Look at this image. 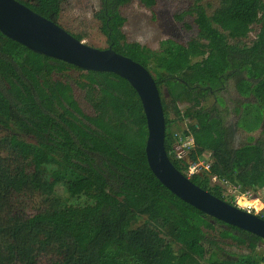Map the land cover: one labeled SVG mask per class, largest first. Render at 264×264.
I'll return each mask as SVG.
<instances>
[{
  "label": "trees",
  "instance_id": "obj_1",
  "mask_svg": "<svg viewBox=\"0 0 264 264\" xmlns=\"http://www.w3.org/2000/svg\"><path fill=\"white\" fill-rule=\"evenodd\" d=\"M15 1L58 25L61 0ZM130 1L98 0L92 16L107 48L151 75L172 166L230 205L210 177L241 192L264 188V0H219L210 13L203 0H192L174 19L191 16L194 37L185 45L160 41L156 50L125 40L118 10ZM136 1L148 9L155 5ZM252 27L254 39L246 46L240 41ZM69 70L80 73L74 84L91 115L60 78ZM229 79L239 97L253 100L234 109V128L260 134L237 148L225 109L205 112L200 104ZM169 83L183 89L177 99L166 89ZM183 123L193 149L187 160L176 161L173 134ZM0 126L7 129L0 138V264H264V250L257 251L263 240L199 212L154 178L143 152L139 100L120 77L81 71L0 34ZM202 155H208V171L187 177V163ZM20 197L35 199L31 214L18 212ZM78 197L86 203L69 204ZM224 241L247 253L230 255Z\"/></svg>",
  "mask_w": 264,
  "mask_h": 264
},
{
  "label": "water",
  "instance_id": "obj_2",
  "mask_svg": "<svg viewBox=\"0 0 264 264\" xmlns=\"http://www.w3.org/2000/svg\"><path fill=\"white\" fill-rule=\"evenodd\" d=\"M0 34L29 51L81 71L112 73L135 92L145 120L143 152L154 178L171 194L199 212L264 241V220L221 201L192 184L168 160L163 147L164 121L151 75L109 48L89 47L15 0H0Z\"/></svg>",
  "mask_w": 264,
  "mask_h": 264
},
{
  "label": "rangeland",
  "instance_id": "obj_3",
  "mask_svg": "<svg viewBox=\"0 0 264 264\" xmlns=\"http://www.w3.org/2000/svg\"><path fill=\"white\" fill-rule=\"evenodd\" d=\"M192 0H155V5L152 8H145L136 0L130 1L127 5L119 8L118 12L124 18V24L121 29L125 40L129 43H138L139 45L156 50L158 43L163 40H170L179 45H185L187 41L195 35V27L192 24V17L184 15L181 21H176L175 16L185 12ZM219 0H203L207 13H210L218 5ZM98 8V0H61L60 12L57 19V24L65 31L72 35H79L80 42L96 49H106L105 37L99 31V23L93 18L92 14ZM188 26V28H185ZM256 28L252 27L247 36L240 42L244 45H249L254 39ZM80 73L75 70L67 71L60 78L66 81L72 92L73 99L79 106L80 110L86 114L91 115L89 106L83 100L82 90L77 88L74 84L78 80ZM172 96L177 97L183 92V89L173 83H169L167 88ZM166 89H161L162 94L166 97ZM167 98V97H166ZM205 112H211L213 108L224 111L225 109V125L234 130L233 148H237L247 143L246 138L250 137L253 140L258 139L259 130L246 134L241 130L235 129L234 124L237 115L234 109L240 103L252 102L249 97L243 99L237 95L233 88V80L229 79L225 82L223 89L215 91L209 95H204L200 100ZM178 107L183 109V106L178 104ZM181 126V125H180ZM183 125L176 134L182 130ZM7 132L5 127L0 126V138L4 137ZM1 157L3 155L0 152ZM207 157V156H206ZM204 155V160L207 159ZM222 188V187H221ZM222 190H224L222 188ZM251 198L256 199L255 206L260 208L261 216H264V188L256 189L250 192ZM222 192L224 199L230 203L231 199ZM17 210L19 213L29 215L35 208V199L20 197L17 200ZM86 200L84 197L70 199L69 204L73 206L84 205ZM232 205V203H231ZM209 236H214V232H208ZM222 248L230 255L245 254L247 251L243 248H236L230 244L229 241H224ZM174 246V250H175ZM264 250L263 245H258L257 251ZM47 257H41L42 262L47 260Z\"/></svg>",
  "mask_w": 264,
  "mask_h": 264
},
{
  "label": "built area",
  "instance_id": "obj_4",
  "mask_svg": "<svg viewBox=\"0 0 264 264\" xmlns=\"http://www.w3.org/2000/svg\"><path fill=\"white\" fill-rule=\"evenodd\" d=\"M182 125V131H180L179 134H173L171 156L172 159L176 161L187 160L188 153L193 149L192 138L189 135H184L183 132L187 133V128L185 123ZM206 158H208V155ZM208 169L209 163L206 159L204 160V155H202L195 162L187 163L186 176L189 177L202 171H208ZM210 183L219 184L224 189V193L227 194L226 196L231 199L232 206L235 208L255 216H261V209L255 206L257 201L256 199L251 198L250 192H241L238 186L229 185L225 181H218L215 176L210 177Z\"/></svg>",
  "mask_w": 264,
  "mask_h": 264
}]
</instances>
